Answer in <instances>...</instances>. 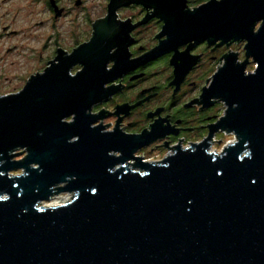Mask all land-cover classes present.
I'll return each instance as SVG.
<instances>
[{
    "label": "water",
    "instance_id": "95a60500",
    "mask_svg": "<svg viewBox=\"0 0 264 264\" xmlns=\"http://www.w3.org/2000/svg\"><path fill=\"white\" fill-rule=\"evenodd\" d=\"M165 20L168 50L247 41L246 61L227 55L204 95L226 103L214 129L234 141L143 162L134 153L157 139V126L141 135L93 126L92 107L114 93L106 65L116 35L97 25L89 44L0 96V264H264V0ZM249 58L258 66L246 74ZM76 64L84 68L73 76ZM193 65L178 64V77ZM60 193L72 196L46 205Z\"/></svg>",
    "mask_w": 264,
    "mask_h": 264
},
{
    "label": "flooded vegetation",
    "instance_id": "af4514ba",
    "mask_svg": "<svg viewBox=\"0 0 264 264\" xmlns=\"http://www.w3.org/2000/svg\"><path fill=\"white\" fill-rule=\"evenodd\" d=\"M114 1L119 5L111 13ZM220 1L0 0V39L17 37L21 26L32 20L33 9L43 16L33 24L44 34L37 36L40 46L34 55L36 70L24 78L26 84L32 75L42 74L53 63H58L60 57L89 44L97 25H101L106 34L116 35L106 65L107 76L112 78L106 88L114 93L92 107L91 113L98 116L93 126H102L105 133L119 129L127 135L151 133L157 126L154 134L157 139L140 148L134 156L143 162H159L152 155L154 150L169 149L170 154L176 146L189 147L206 140L212 150L221 140L220 134H226L221 128L214 129L227 110L226 103L215 97L206 99L204 95L225 65L227 55L235 54L238 63L246 61L247 41L191 40L178 42L175 48L168 50L174 42H168L171 28L165 20L185 17ZM11 26L19 30L10 29ZM259 26L260 22L255 30ZM159 47H163V52L154 54ZM10 51L11 48L7 50ZM192 62L194 65L179 78L178 64L186 68ZM251 64L253 70L249 69ZM256 66L249 58L245 73L255 72ZM83 68L82 64H76L71 74L75 76ZM24 86L0 96L17 93ZM113 154L120 156L121 153ZM128 163L133 168L136 160ZM62 194L69 193L58 195Z\"/></svg>",
    "mask_w": 264,
    "mask_h": 264
},
{
    "label": "rangeland",
    "instance_id": "374dc122",
    "mask_svg": "<svg viewBox=\"0 0 264 264\" xmlns=\"http://www.w3.org/2000/svg\"><path fill=\"white\" fill-rule=\"evenodd\" d=\"M33 11L34 16L32 20L28 21L27 25L21 26L22 29L17 37H4L0 39V93L21 89L25 85L24 78L36 70V57L34 55L40 46L37 41V36L44 34V31L34 28L33 24L43 18V16L35 9ZM10 29L19 30L15 26H11ZM9 48H11V51L7 52ZM249 69L253 70L254 65L251 64ZM221 109H224L223 105H221ZM220 138L221 140H218L213 145L211 151L220 152L225 145L234 141L232 134L223 133L220 134ZM169 152V149H164L163 151L154 150L152 155L155 159L163 160ZM71 196V194L58 195L46 204L52 205L54 202L56 204H62L70 200Z\"/></svg>",
    "mask_w": 264,
    "mask_h": 264
},
{
    "label": "bare ground",
    "instance_id": "6f19581e",
    "mask_svg": "<svg viewBox=\"0 0 264 264\" xmlns=\"http://www.w3.org/2000/svg\"><path fill=\"white\" fill-rule=\"evenodd\" d=\"M66 202V201H65ZM63 204V203H62ZM47 206H57V205H61V204H56V202H54L52 205H48L46 204Z\"/></svg>",
    "mask_w": 264,
    "mask_h": 264
}]
</instances>
